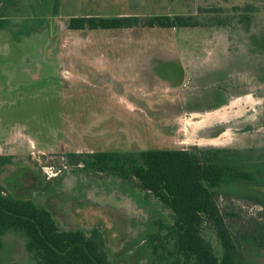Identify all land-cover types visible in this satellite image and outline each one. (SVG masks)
Masks as SVG:
<instances>
[{
	"label": "rangeland",
	"instance_id": "obj_1",
	"mask_svg": "<svg viewBox=\"0 0 264 264\" xmlns=\"http://www.w3.org/2000/svg\"><path fill=\"white\" fill-rule=\"evenodd\" d=\"M31 1L20 0L17 17L0 31V79L13 89L3 93L0 84V156L13 158L0 185L47 208L61 230L80 227L89 236L99 229L113 264H150L145 238L158 221L172 222L170 212L118 178L71 165L67 155L228 148L264 160V52L256 49L264 43V0ZM247 4L259 8L250 32L236 21L208 29H68L72 16L146 18L213 7L226 14ZM40 48L61 82L45 79L33 93H17L15 85L29 84L21 67L40 60ZM219 205L232 219L264 220L263 207L246 196H223ZM205 235L220 255L215 233ZM247 260L264 264V250ZM32 263L21 236L4 237L0 264Z\"/></svg>",
	"mask_w": 264,
	"mask_h": 264
},
{
	"label": "trees",
	"instance_id": "obj_2",
	"mask_svg": "<svg viewBox=\"0 0 264 264\" xmlns=\"http://www.w3.org/2000/svg\"><path fill=\"white\" fill-rule=\"evenodd\" d=\"M19 1L0 0V31L17 17ZM11 6L15 8L13 15L8 13ZM58 12L59 5L55 4L54 17ZM258 12L254 4H247L234 6L226 14L216 7L200 8L191 15L146 18L87 14L72 16L68 29L187 30L225 28L236 21L250 32ZM256 49L263 53L264 43ZM67 158L71 165L89 174L122 180L170 212L172 222L158 221L157 231L145 238L150 264H249L248 253L264 250V220L232 219L219 205L223 196H246L264 212V160L254 162L243 152L228 148L70 153ZM11 164V156H0V173ZM207 229L215 233L220 255L206 238ZM11 233L23 238L32 264H113L99 229H93L89 236L80 227L61 230L47 208L6 194L0 185V251L4 237Z\"/></svg>",
	"mask_w": 264,
	"mask_h": 264
},
{
	"label": "flooded vegetation",
	"instance_id": "obj_3",
	"mask_svg": "<svg viewBox=\"0 0 264 264\" xmlns=\"http://www.w3.org/2000/svg\"><path fill=\"white\" fill-rule=\"evenodd\" d=\"M51 26H53V25H51ZM3 30H5V29H3ZM53 31H54V27L53 28L51 27V31H49V33L44 34L46 36V43L49 42V36L52 35ZM17 35H18L17 36V39H18L20 34L18 33ZM46 43H45V46H47ZM35 52L37 54H40L42 56V58L38 61H31L30 62L31 64H29L28 67H21L20 72L25 74L26 76H28V79H29L28 83L29 84H27L25 86L18 85V84L15 85V90L17 93L23 94L22 91H23L24 87H29L31 90V93H33L35 86L41 80H45V79L47 80V79L52 78L53 80H58L59 82H61L60 75L55 73V66L52 63V61H48L46 58H44V49L43 48L36 49ZM32 57H33V55H32ZM30 66H31V69L29 68ZM11 83H12V81L8 77H6V78L2 77L0 79V84H1V88H2L3 93H5L6 89L13 91V89L11 87L12 86ZM25 90L27 91V89H25Z\"/></svg>",
	"mask_w": 264,
	"mask_h": 264
}]
</instances>
